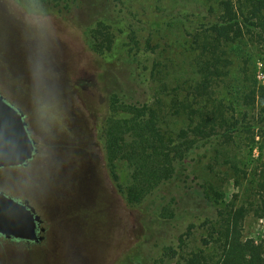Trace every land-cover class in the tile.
Segmentation results:
<instances>
[{
  "label": "rangeland",
  "instance_id": "obj_1",
  "mask_svg": "<svg viewBox=\"0 0 264 264\" xmlns=\"http://www.w3.org/2000/svg\"><path fill=\"white\" fill-rule=\"evenodd\" d=\"M219 1L63 0L42 7L26 0L44 18L36 26L0 0V95L24 115L36 144L26 167L0 169V192L27 200L45 229L40 244L0 237V264H176L205 249L218 211L240 207L248 211L242 240L264 239L257 191L264 134L251 128L199 140L168 110L198 79L192 41L200 23L218 15ZM148 38L154 53L145 49ZM262 57L247 39L235 43L229 76L211 83L212 102L229 109L228 117L245 113L243 89L264 87ZM128 107L159 110L155 128L166 139L164 148L118 139L117 185L125 195L133 190L132 208L111 181L103 135L109 117L124 122L137 114ZM257 134L263 137L253 140ZM153 172L160 181L148 180ZM210 188L219 196L207 200Z\"/></svg>",
  "mask_w": 264,
  "mask_h": 264
},
{
  "label": "trees",
  "instance_id": "obj_2",
  "mask_svg": "<svg viewBox=\"0 0 264 264\" xmlns=\"http://www.w3.org/2000/svg\"><path fill=\"white\" fill-rule=\"evenodd\" d=\"M30 1L42 7H57L63 2V0ZM217 8L218 15L215 14L214 18L211 17V21L200 23L199 27L196 28V34L192 41V67L198 79L186 91L175 94L176 97L171 101L168 110L172 111L174 115L185 118L191 133L199 140L208 141L219 133L226 136L237 131L245 133L249 132L251 128L264 134V87L251 83V86L243 89L244 92L240 101L245 107V113L235 119V114L232 113L231 117H228L229 109L225 110L219 107L220 105H217L218 101L216 103L212 102L209 95L213 81L218 83L224 77L229 76L230 54L235 43L247 39L256 45L263 54L264 63V0H236V2L233 0H220ZM131 42L139 45L138 38L134 33ZM155 48L158 47L152 45L151 38L145 40L147 51L154 53ZM182 93L183 95H181ZM112 96L115 101H118V94ZM160 107L161 105L158 108ZM128 108L133 109L132 111L137 112V114L124 122L109 117L104 124L103 135L105 140L104 157L111 181L114 187L118 189L119 195L126 205L132 208V206H135L133 190L130 189L125 195L122 187L117 185L113 162L116 157L118 139H123L126 135H129L132 138V144L153 140L161 148L166 145V139L155 128L159 110ZM249 112H252V114ZM132 123H135L134 129L130 127ZM256 136L263 137L257 134L253 140ZM261 167L257 191L263 208L264 161H262ZM171 172L174 173V170L172 169ZM146 174L149 181L151 178L155 181L161 180L160 175L156 172ZM142 183L146 184L144 180L138 184L141 186ZM203 195L207 200L210 195L219 196L212 188L209 192L204 191ZM169 214V220L171 217H175L173 212ZM247 214L248 211L244 207L229 211L225 210V212L218 211L217 220L209 227L211 233L207 239H202L205 249L191 252L183 261H178L176 264H264V239L258 242L252 239L242 240V222ZM202 228L206 229V227ZM33 244H40V242L31 243L30 245ZM208 250H213L215 255L210 254Z\"/></svg>",
  "mask_w": 264,
  "mask_h": 264
},
{
  "label": "water",
  "instance_id": "obj_3",
  "mask_svg": "<svg viewBox=\"0 0 264 264\" xmlns=\"http://www.w3.org/2000/svg\"><path fill=\"white\" fill-rule=\"evenodd\" d=\"M36 153L24 115L0 95V169L26 166ZM43 221L28 201L0 192V236L29 243L43 241Z\"/></svg>",
  "mask_w": 264,
  "mask_h": 264
},
{
  "label": "clouds",
  "instance_id": "obj_4",
  "mask_svg": "<svg viewBox=\"0 0 264 264\" xmlns=\"http://www.w3.org/2000/svg\"><path fill=\"white\" fill-rule=\"evenodd\" d=\"M10 8L14 13L21 14L29 24L42 26L45 22L35 5L26 2V0H10Z\"/></svg>",
  "mask_w": 264,
  "mask_h": 264
},
{
  "label": "flooded vegetation",
  "instance_id": "obj_5",
  "mask_svg": "<svg viewBox=\"0 0 264 264\" xmlns=\"http://www.w3.org/2000/svg\"><path fill=\"white\" fill-rule=\"evenodd\" d=\"M35 143V142H34ZM35 148H36V144H35ZM34 158V157H33ZM27 166V165H26ZM26 166H21V167H26ZM13 199H15V200H17V201H19V202H24V201H27V200H22V199H18V198H15V197H13ZM43 226V225H42ZM45 233V232H44ZM44 233H39L38 232V236H41V235H43ZM0 237H2V236H0ZM9 241H18V240H9ZM19 242H23V243H25V244H31V243H29V242H24V241H19ZM42 242V241H41ZM40 242V243H41Z\"/></svg>",
  "mask_w": 264,
  "mask_h": 264
}]
</instances>
